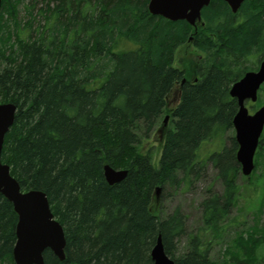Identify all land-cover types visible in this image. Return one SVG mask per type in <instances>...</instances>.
Here are the masks:
<instances>
[{"label": "trees", "instance_id": "1", "mask_svg": "<svg viewBox=\"0 0 264 264\" xmlns=\"http://www.w3.org/2000/svg\"><path fill=\"white\" fill-rule=\"evenodd\" d=\"M148 1L46 0L36 13L26 5L21 24L20 0H1L0 103L16 106L1 161L22 191L46 194L63 228L64 259L47 249L44 264H152L158 236L176 264H264V230L259 237L239 232L221 262L208 257V245L234 220L240 166L234 135H226L237 111L229 89L263 56L264 0H244L234 13L210 0L195 26L150 13ZM187 43L201 52L192 70L173 66L175 50ZM175 86L179 102L154 165L140 148ZM216 141V150L203 149ZM261 155L262 136L254 170ZM106 164L125 177L109 184ZM210 169L221 190L207 189L199 225L188 233L178 207L163 214L159 192L189 190ZM253 171L246 186L262 191L261 209L264 182ZM16 223L0 193V264H15ZM183 237L187 247L177 257L174 244Z\"/></svg>", "mask_w": 264, "mask_h": 264}, {"label": "water", "instance_id": "2", "mask_svg": "<svg viewBox=\"0 0 264 264\" xmlns=\"http://www.w3.org/2000/svg\"><path fill=\"white\" fill-rule=\"evenodd\" d=\"M210 0H149L150 13L168 20H185L190 25L201 19V10ZM234 13L244 0H223ZM1 6V0H0ZM264 85V53L256 70L246 71L229 89L237 101V111L232 119L234 138L238 144L236 160L241 173L250 175L254 168V154L264 127V104L249 113L247 101L255 102L258 89ZM16 106L0 103V193L12 203L17 214L16 241L12 250L15 264H44V252L50 250L60 260L65 257L63 228L51 212L46 194L40 190L22 191L16 178L10 174L9 165L1 161L5 134L13 124ZM167 117L165 116L163 123ZM103 175L109 184L121 181L125 170L103 166ZM160 187L156 188V193ZM152 264H176L164 251L160 236L151 249Z\"/></svg>", "mask_w": 264, "mask_h": 264}, {"label": "rangeland", "instance_id": "3", "mask_svg": "<svg viewBox=\"0 0 264 264\" xmlns=\"http://www.w3.org/2000/svg\"><path fill=\"white\" fill-rule=\"evenodd\" d=\"M46 3V0H20L18 5V14L17 19L21 22H26L28 19V13L25 10L26 5L34 6V13H36L37 9L43 7ZM32 4V5H31ZM52 6V4H50ZM30 20V19H29ZM201 52L195 49L192 43L184 44L178 47L175 50L174 62L173 66L178 68L186 67L190 68L193 65L195 59L199 58ZM192 70V69H191ZM191 79V77H190ZM261 104H264V90H260L258 95ZM179 102V90L178 86H175L167 98L166 101V109L164 116L159 121L158 126L155 131L142 142V146L140 150L142 152H149L152 155V162L154 165L157 164L159 154L161 151V147L163 144L164 135L167 129L171 128L172 124L170 122L171 110L175 108L177 103ZM249 108V112H252L251 102L246 104ZM167 114V115H166ZM167 117L165 123L163 120ZM226 135H234V129L227 132ZM262 139L264 145V127L262 131ZM216 142H207L203 145V149H207L208 147L212 150L217 147L215 145ZM216 150V149H215ZM259 163L258 167L253 171V174L259 175L260 177L255 181V178L251 177L250 179L255 182H260L258 184H262L264 182V156H260L258 158ZM237 184L239 185V191L237 194V204L231 210V217H234V220L227 223V227L225 228V233L222 235V238L211 241L208 245V257L211 261L221 262L223 259H226L222 253L225 251L227 247L230 246L233 239L239 232H249L251 229L256 230L257 236L259 237L262 231L264 230V206L260 208V199L262 196V191H254L247 188L246 185H250L249 181L246 180V176L239 171ZM212 188L216 190H221L220 183L215 179V173L212 170H209L205 175V179L199 180L195 183L193 187L189 190L186 188L172 189L166 188L163 191L161 190L158 195V204L163 212V214H167L172 212L176 207L180 209V211L186 217L187 224V232L194 233L199 225V210L198 204L204 197L207 189ZM175 245V256H180L183 251L187 247L186 237L181 238Z\"/></svg>", "mask_w": 264, "mask_h": 264}, {"label": "flooded vegetation", "instance_id": "4", "mask_svg": "<svg viewBox=\"0 0 264 264\" xmlns=\"http://www.w3.org/2000/svg\"><path fill=\"white\" fill-rule=\"evenodd\" d=\"M196 22H197V21H196ZM195 25H196V23L194 24V26H195ZM256 69H257V68H256ZM256 69H255V70H256ZM183 81H184V80H182V82H183ZM262 87H264V85H262ZM210 170H212V169H210Z\"/></svg>", "mask_w": 264, "mask_h": 264}, {"label": "bare ground", "instance_id": "5", "mask_svg": "<svg viewBox=\"0 0 264 264\" xmlns=\"http://www.w3.org/2000/svg\"><path fill=\"white\" fill-rule=\"evenodd\" d=\"M14 15V14H13ZM35 28V27H34ZM11 46V45H10ZM174 226V225H173Z\"/></svg>", "mask_w": 264, "mask_h": 264}]
</instances>
